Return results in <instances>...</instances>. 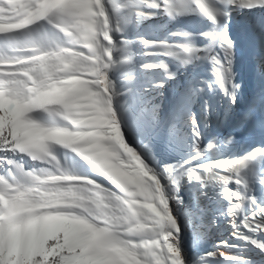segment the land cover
<instances>
[{
  "label": "rangeland",
  "instance_id": "1",
  "mask_svg": "<svg viewBox=\"0 0 264 264\" xmlns=\"http://www.w3.org/2000/svg\"><path fill=\"white\" fill-rule=\"evenodd\" d=\"M62 1L61 10L71 15L60 10L42 17L40 7L49 9L56 0L23 3L20 17L0 15V33L19 35H0V164L8 152H17L37 170L29 178L16 169H0V264H50L52 257H60L61 264H148L149 258L157 264L165 249L173 264H183L180 250L184 264H264L259 247L264 232L245 229L242 219H251L264 205V129L233 132L237 124L231 121L230 137L206 149L208 159L221 160L239 143L243 146L248 167L235 174L242 177L241 185L235 184L232 168L213 173L203 157L191 164L195 147L181 142L173 122L166 124L161 112L151 120H137L138 131L145 126L151 130L134 134L110 95L116 79L125 72L128 76L130 65L139 60L127 41L136 36L140 0H107L109 20L115 24L110 25L112 36L100 0ZM101 50L114 68L112 74L106 70L109 84L100 71ZM185 166L194 168L200 199L195 208L190 196L181 212L177 197L192 178L185 176L176 185L171 176ZM201 168L205 175L196 171ZM165 169L171 193L164 201L157 195L155 177ZM211 175L208 187L200 185L202 177ZM226 181L236 200L242 195L234 191L244 181L249 185L238 229L228 214L231 198L219 191ZM206 213L209 218L201 219ZM172 214L179 221L176 237L168 218ZM189 218L195 219L191 230L184 227ZM205 240L211 252L202 255ZM225 248L255 258L227 260Z\"/></svg>",
  "mask_w": 264,
  "mask_h": 264
},
{
  "label": "bare ground",
  "instance_id": "2",
  "mask_svg": "<svg viewBox=\"0 0 264 264\" xmlns=\"http://www.w3.org/2000/svg\"><path fill=\"white\" fill-rule=\"evenodd\" d=\"M47 1L35 0V3ZM33 2L6 0L4 7L0 8V15L20 17L21 5ZM207 2L214 9L227 12V18L220 17L219 24L213 22L198 7H194L193 0H168L170 14L163 7L154 6L161 4V0H140L136 4V36L127 42L133 44L135 57L138 55L139 60H132L134 62L130 67L133 70L129 68L131 71H127L130 72L128 76L124 71L125 76L116 79L110 101L119 106L125 123L134 134L151 130V126H145L142 131H138L137 120L142 116L151 120L156 112H161L166 124L173 122V131L181 137V142H185L190 149L195 147L189 155L191 164H195L194 161L199 157H203L208 165H216L217 162L236 163L242 161L243 157V146L240 143L221 160L208 159L206 149L209 144L220 146L222 141L230 137L227 126L231 121L237 124L234 130L232 128L233 132L246 127L264 129V4L260 0H251L247 6L240 0H224L223 4L220 0ZM105 4L108 9L107 0ZM62 5V0H56L49 7L47 15L51 17L58 14ZM110 25L114 27L115 24L110 22ZM225 30L231 45V55L221 47ZM215 36H219L220 40H214ZM184 48L195 51L185 52ZM212 55H218L231 69L227 92L219 86L216 69L210 58ZM158 60L161 63L157 64ZM185 60L189 62L185 63ZM113 71V67L108 69L111 74ZM150 103L153 104L152 110L147 113L145 110ZM246 107H250V111H246ZM190 116L198 118L201 141L195 138ZM6 157L0 169H16L29 178L36 176L37 170L23 155L8 152ZM220 168L231 169L225 165H220ZM155 178L157 195L164 201L168 200L171 193L170 179L161 180L159 176ZM201 180L200 185L208 187L213 176L206 179L202 177ZM196 184L194 177L190 184H183L184 191L177 197L181 212L190 196L193 206L197 208L200 196ZM219 188L224 197L231 198L224 195L225 191L233 193L227 181ZM236 194L238 197L239 192ZM185 215L191 216L189 212ZM209 216L210 213H206L201 219L207 220ZM168 218L174 227L179 226L175 215H169ZM194 220L189 218L190 224L184 227L191 230ZM210 246L209 242L203 241L202 255L211 252ZM223 252L227 260L233 257L255 258L246 251L236 249L225 248ZM216 256L224 260L220 252Z\"/></svg>",
  "mask_w": 264,
  "mask_h": 264
},
{
  "label": "snow or ice",
  "instance_id": "3",
  "mask_svg": "<svg viewBox=\"0 0 264 264\" xmlns=\"http://www.w3.org/2000/svg\"><path fill=\"white\" fill-rule=\"evenodd\" d=\"M34 2H35V0H34ZM220 2L223 4L224 0H220ZM240 2L242 4H244L245 6H247V4L251 3V0H240ZM260 2L262 4H264V0H260ZM5 3H6V0H0V8L4 7ZM101 3L103 5L104 14L107 16L108 21H109V29H108L109 35L112 36L111 31H110V20H109V15H108V12L106 9L105 0H101ZM193 5H194V7H198L201 12H203L209 19H211L213 22H215L217 24L220 23V19H219L220 17L227 18V16H228L227 12L219 10V9H214L207 2V0H193ZM154 6L158 7V8L163 7L165 10L169 11V14H170V8L168 6V0H161V4L154 5ZM93 10L96 12L100 11V9L95 8L94 6H93ZM39 11L42 14V17H47L49 10L45 7H40ZM61 11L63 12L64 15H71V13L66 11V10H61ZM41 20H45V19L44 18L38 19V21H41ZM100 23L103 24V17L100 18ZM21 31H24V30H21ZM3 34H7L8 38H13V37L19 36V35H17V33H0V35H3ZM214 40L219 41L220 37L215 36ZM222 40H223V42L221 43V47L223 48V51L225 53H228L229 55H231V45L229 43V37H228L226 30L223 32ZM103 44H104L105 48L112 51V45H108L107 41H103ZM184 51L185 52H194L195 49L184 48ZM101 56H102V61H101L100 71L103 74V76L106 78V80L109 84L106 70L111 66L112 61H109L107 56L103 55V50H101ZM210 58L212 60L214 68L216 69L215 75L217 76L219 86L221 88L225 89V91L227 92L228 91L227 82L230 80L231 69L229 66H227L224 63V60L222 58H220L218 55H212ZM105 62H107V63L105 64ZM188 62H189L188 60H185V63H188ZM97 90L102 92V88H97ZM109 91H111L110 86H109ZM232 99H233V102L235 103L236 97H235L234 93L232 94ZM190 121H191L192 128L195 131V138L198 140L200 137V125L198 123V118L194 117V116H190ZM213 147H214V145H212V144L208 145L209 149H212ZM260 154L264 155V152H261ZM220 165H225L227 167H231L232 168V174H234L233 178H234L235 184L241 185L242 177L236 176L235 174L237 172H241L243 169L247 168L248 162L243 161V160L236 162V163H233V162H217L216 165H205V166L212 168L213 173H215V172L221 171ZM193 169L194 168H192L190 166H185L183 168H180L178 171L175 172V175L171 176V181L174 182L176 185H179L181 179L184 178L185 176L187 177V179L192 178V176L194 174ZM196 171H200L201 175H205L203 168L196 169ZM185 174H187V175H185ZM226 175H228V173H226ZM165 176H169V170L168 169H165L161 173L160 179L163 180ZM261 183L264 184V181H261ZM248 187H249L248 182L244 181L243 187H238L236 189V191H234V192H240L241 193V195H242L241 200H236L235 195H232L228 191L224 192L225 196H231V204H230L228 214L230 213L231 216L233 217V219L235 221L234 226H236L237 229L239 228V224H240V220L238 219V217H240L241 212L243 211V203L245 200L248 199V196H247ZM177 202L179 203V200ZM251 202L253 204H256L255 198H253ZM233 208H235L236 211H234V212L231 211ZM242 219L244 220L243 227L245 229H252L254 231L258 230V231L264 232V205L258 206V211L253 215V217L251 219H249L247 217H243ZM178 232H179V226L176 225V227L174 229H172V234L176 237V234H178ZM236 235L240 236V232L237 231ZM241 238L247 239L248 237H241ZM175 243H176V247L180 250V248L178 246V243H179L178 237L176 238ZM161 244H163V240H161ZM259 247L261 248V250H264V243L260 244ZM168 255L169 254H168L167 250L165 249L161 253V258L157 261V264H173V261L168 258ZM221 255H224V254L222 253ZM173 259H175V258H173ZM180 259L183 261V264H184V260L182 258L181 250H180ZM50 264H61V258L60 257H52L50 259ZM148 264H152L151 258H149Z\"/></svg>",
  "mask_w": 264,
  "mask_h": 264
},
{
  "label": "clouds",
  "instance_id": "4",
  "mask_svg": "<svg viewBox=\"0 0 264 264\" xmlns=\"http://www.w3.org/2000/svg\"><path fill=\"white\" fill-rule=\"evenodd\" d=\"M119 131H120V134L123 135L122 132H121V129H119ZM125 145H126L128 151H129L130 153H132V154H134V155H138L137 151H136L133 147L129 146L126 142H125ZM98 211L103 212L104 209L101 208V209H98Z\"/></svg>",
  "mask_w": 264,
  "mask_h": 264
}]
</instances>
